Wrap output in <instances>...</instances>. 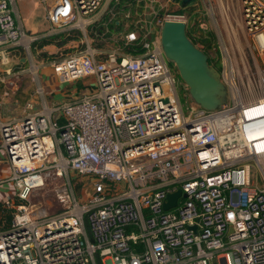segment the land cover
Returning <instances> with one entry per match:
<instances>
[{
	"label": "built area",
	"instance_id": "2783aa9c",
	"mask_svg": "<svg viewBox=\"0 0 264 264\" xmlns=\"http://www.w3.org/2000/svg\"><path fill=\"white\" fill-rule=\"evenodd\" d=\"M105 1L101 15L111 20L119 0H56L46 35L65 26L85 32ZM147 1L154 27L185 21L169 12L180 1ZM239 6L246 34L243 46L221 48L227 98L216 110L192 101L184 112L177 85L185 84L151 28L123 33L127 54L83 41L49 61L60 84L95 82L80 93L65 90L51 105L40 78L45 66L30 64L40 109L29 102L24 116L0 119V164L9 173L0 186L15 185V195L0 200V264H96L95 254L101 264H264V186L250 180L252 160L264 180V0ZM37 39L16 0H0V63L14 56L18 64L11 50L29 52ZM50 178L61 180L53 214L28 203ZM177 189L185 196L165 210Z\"/></svg>",
	"mask_w": 264,
	"mask_h": 264
},
{
	"label": "rangeland",
	"instance_id": "374dc122",
	"mask_svg": "<svg viewBox=\"0 0 264 264\" xmlns=\"http://www.w3.org/2000/svg\"><path fill=\"white\" fill-rule=\"evenodd\" d=\"M118 3H113V7L117 12L115 17L110 20V14L103 13L99 20L96 21L95 30L98 34L90 42L91 45L95 48H100L101 50L107 52L113 49H116L118 53L127 54L128 47H123V37L124 34H111L116 32L113 22H115L116 27L119 25V21L122 22V27L125 24V30L127 31H137L139 27H143L141 30L145 32L148 28L152 29V32L160 31V29L154 27V20L152 19L151 10L152 7L147 0H119ZM170 5L169 12L175 14L176 16H185V22L187 27L191 30L192 35L199 39L204 38L209 41V47H205L208 58L211 60V65H214L216 62L219 63L221 48L224 45L230 43L232 46H243L244 37L243 34H246L242 28L241 24V15H240V0H191L187 2L188 4L185 7H182L181 3ZM16 5L18 12L20 13L19 17L22 18L24 27L28 33L35 34L38 31H41L44 27H48L43 18L44 7L40 0H16ZM179 8V9H178ZM181 8V9H180ZM183 10V11H178ZM176 12V13H175ZM129 14V17L126 18L125 14ZM44 25V26H43ZM40 26H43L40 29ZM88 27V26H87ZM44 28V29H45ZM105 34H102L106 30ZM157 32V33H158ZM87 35V34H86ZM89 35V34H88ZM144 35V34H141ZM147 35V34H146ZM159 34H148L147 36L155 37ZM75 36V35H74ZM79 39L81 34H78ZM160 38V37H159ZM241 42V43H240ZM32 44L29 52L21 50L20 55L26 58V62L23 65L25 69L19 76L12 77L10 80L11 83H7L6 91L11 93L12 96L23 95L25 92L32 94L33 85L31 83V68L30 64L34 63L36 65L45 66L41 69L40 75L44 80L50 82L54 81L55 77L53 76L52 68L49 65V61H52V58H57L61 56V53H64L68 50H79L84 44L81 42L76 43V47H66L65 50L60 51H39V46L34 48ZM199 45V46H198ZM196 45L201 47V43ZM201 49V48H200ZM219 58V59H218ZM170 62V61H169ZM170 68L173 72L178 75V70L175 67L174 63H169ZM220 65V64H219ZM179 76V75H178ZM181 79V78H180ZM90 84V89L95 87V82L92 78H81L72 83H63L62 88H68L69 91L72 89H77L78 93L86 89L85 84ZM185 84V83H184ZM57 86V83L55 84ZM2 91L0 90V93ZM177 93L179 101L182 105L184 112L187 111V106L193 100L188 92V87L185 84L182 87L177 85ZM47 96V95H46ZM59 95H56V99L59 98ZM18 98V97H17ZM50 98V97H48ZM194 102V101H193ZM3 150V149H2ZM4 151V150H3ZM9 175L7 165L0 164V178L7 177ZM71 177L73 178L74 173L71 172ZM250 180L252 184H258L259 186H264V180L260 174L258 165L255 161H250ZM60 179L50 178L46 180L45 185L34 190L33 193L29 196V204H41L50 214L57 213L61 209V204L55 199L54 188L56 184L60 183ZM9 186L11 187L10 192L8 189L7 193L2 194L0 200L3 198L15 195V185L14 182H10ZM77 193L80 192V186L76 188Z\"/></svg>",
	"mask_w": 264,
	"mask_h": 264
},
{
	"label": "water",
	"instance_id": "95a60500",
	"mask_svg": "<svg viewBox=\"0 0 264 264\" xmlns=\"http://www.w3.org/2000/svg\"><path fill=\"white\" fill-rule=\"evenodd\" d=\"M191 0H183L186 4ZM193 1V0H192ZM186 22L166 19L160 28V44L165 58L174 63L178 75L188 87L192 100L207 110H216L226 101V89L219 72L208 63L207 54L195 46L186 34ZM12 64L3 66L10 68ZM185 196L181 189L168 193L163 208L174 207L177 199ZM194 229L195 226H190ZM231 231V228H230Z\"/></svg>",
	"mask_w": 264,
	"mask_h": 264
},
{
	"label": "crops",
	"instance_id": "0c3cea01",
	"mask_svg": "<svg viewBox=\"0 0 264 264\" xmlns=\"http://www.w3.org/2000/svg\"><path fill=\"white\" fill-rule=\"evenodd\" d=\"M55 1L56 0H47V3L45 5L42 3L43 7H44L43 18L46 19V12H47L48 7H52V5L54 4ZM106 6H107V2L105 1V3L102 5L101 9L96 14L88 17V20H92V19H95L96 17L100 16L102 14V12H104ZM19 15H20V13H19ZM20 21L24 25L21 17H20ZM45 21L47 22L46 24L49 27L48 21L47 20H45ZM43 26H40L37 29H40ZM48 27H46V28L44 27L45 29L43 28V29H41V31H38L34 34L37 36L38 39L33 44L39 45L43 40L50 38V36L46 35V31H47ZM95 27H96L95 23H92V24L88 25L85 32H82V31H79L77 29H73L70 26H65V27L59 29L58 34H62L63 35L62 37L67 36V35L78 36V34H81L82 37H80L79 39L73 38L62 46H57L56 44L51 43V44L44 45L41 48L39 47L38 49L41 52L42 51H48V52L49 51H60L62 49L65 50L66 47H76L77 46L76 43H78V42L82 43L83 41H87L90 43L92 41V39L96 36V34H98L95 30ZM124 27H125V24L122 27V22L119 21V25H118L117 29L115 30L116 32L111 33V34H123V33H125L126 30ZM25 29H26V27H25ZM34 47L37 48V46H34ZM76 51H77V49L68 50L64 53H61L60 57L52 58V59H58V58L66 56V55H69L71 53H74ZM11 52H14L13 55H15V57L19 61V63L16 64V60L14 59V56L12 57L11 69L13 72L10 73L9 75H6L5 71H4V69H6V68L3 67L5 65L0 63V90L2 91L0 93V119L2 121L10 120L13 117L24 116L26 113L25 106L29 102L32 103L34 106L33 111L39 110L41 107L40 106V97L38 96V94H36L35 84L32 81H31V83L33 85V93L32 94L25 92V94H23V95L19 94V95H16L14 97V96H12L11 93L6 91V89L8 88L7 83H11L10 80L12 79V77L19 76L25 70L22 68L26 62L25 58L22 57L20 55V53H18L14 49H12ZM49 53L51 54V52H49ZM41 69H40V71H41ZM53 76H54V74H53ZM40 78H41V81H42V84H43V87L45 90L46 101L49 105L56 103V102H59L62 99L64 100L66 98L65 90H67L68 88H66V89L64 87L62 88L63 83L60 84L58 82L57 78H55L54 81L51 80L50 82L44 80V75H43V78L40 75ZM56 83H57V86H55ZM56 95H59L60 97L56 99ZM48 97H50V98H48ZM6 189H8L10 192L11 187L10 186H4V185L0 186V197L2 196V194L7 193V191H5Z\"/></svg>",
	"mask_w": 264,
	"mask_h": 264
},
{
	"label": "trees",
	"instance_id": "16d2710c",
	"mask_svg": "<svg viewBox=\"0 0 264 264\" xmlns=\"http://www.w3.org/2000/svg\"><path fill=\"white\" fill-rule=\"evenodd\" d=\"M181 4H182L181 5L182 7H185L188 3H186V4L181 3ZM178 11L181 12L183 10H178ZM113 25L115 26V28H117L115 22H113ZM186 34L189 37V39L193 42V44L195 46L198 45L199 43L202 44L201 47H200L202 51L205 52L206 51L205 47H209V41L207 39H204V38H201V37L199 39H196L192 35V32H191V30L188 27H186ZM62 36H63L62 34L52 35V36H50V38H48L46 40H43L39 45L34 44L33 46H39L41 48L42 46L47 45V44H51V43H54L57 46H62L65 43H67L69 40H71L73 38L76 39V37H78V36H70V35H67V36H64V37H62ZM169 63H171V62H169ZM208 63L210 65L212 64L211 60L209 58H208ZM212 66L215 67L217 69V71H218V68H219V63L218 62H216ZM94 258H95L96 264H101L100 257L98 256V254H95Z\"/></svg>",
	"mask_w": 264,
	"mask_h": 264
},
{
	"label": "bare ground",
	"instance_id": "6f19581e",
	"mask_svg": "<svg viewBox=\"0 0 264 264\" xmlns=\"http://www.w3.org/2000/svg\"><path fill=\"white\" fill-rule=\"evenodd\" d=\"M85 22H86V21H83V23H85ZM31 69L34 71V70L36 69V67H35V66H32ZM44 141L48 143V142H49V139H48V138H44ZM261 162H262V164L264 165V158L261 159ZM44 185H45V182H42V184L40 185V187H42V186H44ZM40 187H39V188H40ZM37 189H38V188H37Z\"/></svg>",
	"mask_w": 264,
	"mask_h": 264
}]
</instances>
